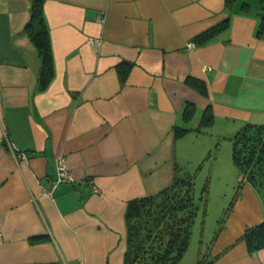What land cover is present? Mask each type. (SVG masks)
Returning <instances> with one entry per match:
<instances>
[{
    "label": "crops",
    "instance_id": "0c3cea01",
    "mask_svg": "<svg viewBox=\"0 0 264 264\" xmlns=\"http://www.w3.org/2000/svg\"><path fill=\"white\" fill-rule=\"evenodd\" d=\"M30 3L0 0V264H123L129 199L187 173L186 153L203 157L216 138L264 124L259 8L241 11V0L231 13L225 0H43L54 72L40 90V59L25 28ZM227 17L228 28L195 42ZM187 76L203 80L207 94ZM187 102L188 127L207 107L212 122L177 137ZM58 157L74 179L50 189ZM227 207L201 264H264V248L249 252L240 239L264 220V193L243 182ZM177 264L199 258L185 251Z\"/></svg>",
    "mask_w": 264,
    "mask_h": 264
},
{
    "label": "trees",
    "instance_id": "16d2710c",
    "mask_svg": "<svg viewBox=\"0 0 264 264\" xmlns=\"http://www.w3.org/2000/svg\"><path fill=\"white\" fill-rule=\"evenodd\" d=\"M233 0H225L231 13ZM255 4L259 8L260 27L264 26V0H241L240 10L247 12ZM227 17L218 25L202 32L195 38L206 43L228 28ZM40 59L39 89L46 88L53 77V54L48 29L43 18V0H31L30 17L25 26ZM186 83L206 95L203 80L187 76ZM194 115L193 104L187 102L182 113L184 122ZM210 108L203 110L196 127L174 125L175 136L190 131L201 132L212 122ZM232 160L238 170L237 192L243 182H249L257 191L264 193V124L246 123L231 138ZM193 180L190 176L175 174L171 185L151 195L133 197L126 203V248L123 264H177L186 251L191 235V224L196 215ZM207 191V185L203 186ZM237 192L234 198L237 195ZM233 200L229 203V208ZM240 239L249 252L264 248V220L244 229ZM202 262V261H201ZM199 262V264H201Z\"/></svg>",
    "mask_w": 264,
    "mask_h": 264
},
{
    "label": "rangeland",
    "instance_id": "374dc122",
    "mask_svg": "<svg viewBox=\"0 0 264 264\" xmlns=\"http://www.w3.org/2000/svg\"><path fill=\"white\" fill-rule=\"evenodd\" d=\"M189 122L185 125L192 126ZM190 146L187 144L184 147ZM180 161L186 164L187 169V173H182L181 176L188 175L194 182L193 197L196 210L186 257L191 261L199 258L201 262L220 225L223 210L234 200L237 192L238 170L232 160V140L216 138L203 157L190 152V155L186 153ZM205 185L207 191L203 190Z\"/></svg>",
    "mask_w": 264,
    "mask_h": 264
},
{
    "label": "built area",
    "instance_id": "2783aa9c",
    "mask_svg": "<svg viewBox=\"0 0 264 264\" xmlns=\"http://www.w3.org/2000/svg\"><path fill=\"white\" fill-rule=\"evenodd\" d=\"M195 43L193 41L189 42V46L193 47ZM24 156V155H23ZM56 176L51 180L50 189L54 188L58 183L63 181H73V175L68 169L67 161L64 157H58L55 164ZM97 191V188H94ZM75 264H83L81 260L77 261Z\"/></svg>",
    "mask_w": 264,
    "mask_h": 264
}]
</instances>
